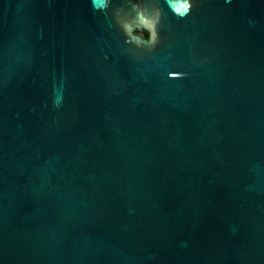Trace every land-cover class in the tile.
I'll list each match as a JSON object with an SVG mask.
<instances>
[{"label":"water","instance_id":"95a60500","mask_svg":"<svg viewBox=\"0 0 264 264\" xmlns=\"http://www.w3.org/2000/svg\"><path fill=\"white\" fill-rule=\"evenodd\" d=\"M0 264H264V0H0Z\"/></svg>","mask_w":264,"mask_h":264},{"label":"trees","instance_id":"16d2710c","mask_svg":"<svg viewBox=\"0 0 264 264\" xmlns=\"http://www.w3.org/2000/svg\"><path fill=\"white\" fill-rule=\"evenodd\" d=\"M137 32H138V31H137ZM137 32H136V33H137ZM140 33H141V34H143V35H147V32H146V31H144V30H143V31H141Z\"/></svg>","mask_w":264,"mask_h":264},{"label":"flooded vegetation","instance_id":"af4514ba","mask_svg":"<svg viewBox=\"0 0 264 264\" xmlns=\"http://www.w3.org/2000/svg\"><path fill=\"white\" fill-rule=\"evenodd\" d=\"M140 33V32H139ZM141 34V33H140Z\"/></svg>","mask_w":264,"mask_h":264}]
</instances>
